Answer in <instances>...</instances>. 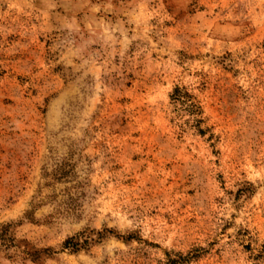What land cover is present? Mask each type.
<instances>
[{"label": "rangeland", "instance_id": "rangeland-1", "mask_svg": "<svg viewBox=\"0 0 264 264\" xmlns=\"http://www.w3.org/2000/svg\"><path fill=\"white\" fill-rule=\"evenodd\" d=\"M0 264H264V0H0Z\"/></svg>", "mask_w": 264, "mask_h": 264}, {"label": "trees", "instance_id": "trees-1", "mask_svg": "<svg viewBox=\"0 0 264 264\" xmlns=\"http://www.w3.org/2000/svg\"><path fill=\"white\" fill-rule=\"evenodd\" d=\"M173 91L176 92V91H177V87H175ZM28 214H29L28 212L25 213V217H26V218H29V217H28ZM106 231H107V230H106ZM70 239H72V238L66 239V240L64 241V246H65L68 242H70ZM73 244H75V243H73Z\"/></svg>", "mask_w": 264, "mask_h": 264}]
</instances>
